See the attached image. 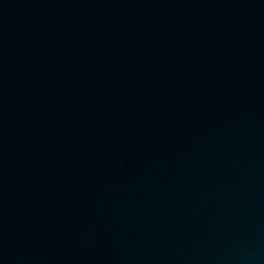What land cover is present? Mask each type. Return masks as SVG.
Wrapping results in <instances>:
<instances>
[{"label":"water","instance_id":"1","mask_svg":"<svg viewBox=\"0 0 264 264\" xmlns=\"http://www.w3.org/2000/svg\"><path fill=\"white\" fill-rule=\"evenodd\" d=\"M0 264H264V0H0Z\"/></svg>","mask_w":264,"mask_h":264}]
</instances>
